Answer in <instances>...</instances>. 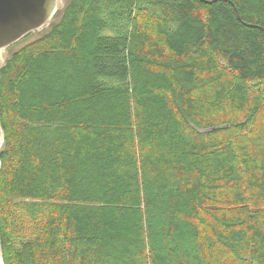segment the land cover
I'll list each match as a JSON object with an SVG mask.
<instances>
[{"label": "trees", "instance_id": "obj_1", "mask_svg": "<svg viewBox=\"0 0 264 264\" xmlns=\"http://www.w3.org/2000/svg\"><path fill=\"white\" fill-rule=\"evenodd\" d=\"M57 11L0 65L3 264H264V0Z\"/></svg>", "mask_w": 264, "mask_h": 264}, {"label": "water", "instance_id": "obj_2", "mask_svg": "<svg viewBox=\"0 0 264 264\" xmlns=\"http://www.w3.org/2000/svg\"><path fill=\"white\" fill-rule=\"evenodd\" d=\"M58 3L59 0H0V52L31 31L47 25L57 11ZM0 264H3L1 240Z\"/></svg>", "mask_w": 264, "mask_h": 264}, {"label": "rangeland", "instance_id": "obj_3", "mask_svg": "<svg viewBox=\"0 0 264 264\" xmlns=\"http://www.w3.org/2000/svg\"><path fill=\"white\" fill-rule=\"evenodd\" d=\"M68 0H59V3H58V11H57V14L55 16V18L52 19L55 20L58 15L60 14L61 12V9H62V6L67 2ZM47 25H44L43 27H41L40 29L38 30H34V31H31L30 33H28L24 38H21L22 40H20L18 43H16L15 45L12 44V45H9L7 46L6 48H3L1 49V52H0V65L2 64L4 58L9 55V53L13 50H16L17 48L23 46L24 44L32 41V40H35L36 38L40 37L46 30H47ZM17 231H19L18 228H14L12 230V237L14 238V241H17L18 240V233ZM16 238V239H15Z\"/></svg>", "mask_w": 264, "mask_h": 264}]
</instances>
